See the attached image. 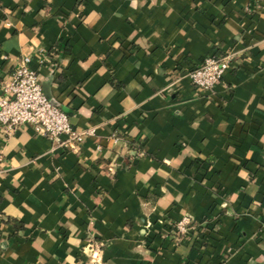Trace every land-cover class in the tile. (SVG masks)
Listing matches in <instances>:
<instances>
[{
  "label": "crops",
  "instance_id": "crops-1",
  "mask_svg": "<svg viewBox=\"0 0 264 264\" xmlns=\"http://www.w3.org/2000/svg\"><path fill=\"white\" fill-rule=\"evenodd\" d=\"M23 55L93 133L0 130V264H264V0H0V82Z\"/></svg>",
  "mask_w": 264,
  "mask_h": 264
},
{
  "label": "built area",
  "instance_id": "built-area-1",
  "mask_svg": "<svg viewBox=\"0 0 264 264\" xmlns=\"http://www.w3.org/2000/svg\"><path fill=\"white\" fill-rule=\"evenodd\" d=\"M29 60L28 55L21 56L9 77L0 82V130L9 136L20 124L30 123L36 134L73 151L83 137L92 135L93 129L75 130L71 127L67 115L44 95L35 72L28 67ZM41 62L42 59H39L38 63ZM227 65L226 56L206 55L187 72V76L195 87L209 90L221 77ZM194 228L191 219L186 215L173 222L177 240ZM101 245L91 241L85 246L91 263H98Z\"/></svg>",
  "mask_w": 264,
  "mask_h": 264
},
{
  "label": "water",
  "instance_id": "water-1",
  "mask_svg": "<svg viewBox=\"0 0 264 264\" xmlns=\"http://www.w3.org/2000/svg\"><path fill=\"white\" fill-rule=\"evenodd\" d=\"M42 91H43V93H44V95L53 103V104H55L51 99H50V97L48 96V94L46 93V91H45V88L44 87H42Z\"/></svg>",
  "mask_w": 264,
  "mask_h": 264
}]
</instances>
